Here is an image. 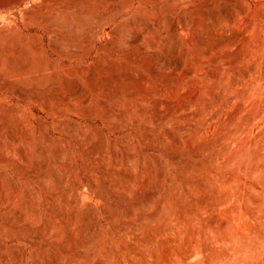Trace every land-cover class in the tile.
Wrapping results in <instances>:
<instances>
[{"label": "rangeland", "instance_id": "rangeland-1", "mask_svg": "<svg viewBox=\"0 0 264 264\" xmlns=\"http://www.w3.org/2000/svg\"><path fill=\"white\" fill-rule=\"evenodd\" d=\"M0 264H264V0H0Z\"/></svg>", "mask_w": 264, "mask_h": 264}, {"label": "bare ground", "instance_id": "bare-ground-1", "mask_svg": "<svg viewBox=\"0 0 264 264\" xmlns=\"http://www.w3.org/2000/svg\"><path fill=\"white\" fill-rule=\"evenodd\" d=\"M145 242L146 243H148L150 246V249H149V251H150V255L154 258V259H157V257H156V254L154 253V251H153V249H152V246H153V244H154V239L152 238V237H150V236H148V237H146L145 238ZM195 247H193V248H191V252H194L195 251ZM208 262H210V260L208 259Z\"/></svg>", "mask_w": 264, "mask_h": 264}]
</instances>
